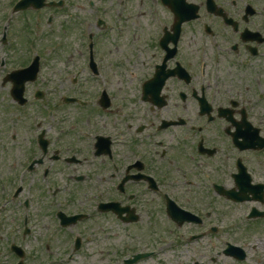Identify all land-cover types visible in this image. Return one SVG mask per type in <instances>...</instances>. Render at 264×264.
<instances>
[{
  "label": "flooded vegetation",
  "instance_id": "flooded-vegetation-1",
  "mask_svg": "<svg viewBox=\"0 0 264 264\" xmlns=\"http://www.w3.org/2000/svg\"><path fill=\"white\" fill-rule=\"evenodd\" d=\"M48 1H62L66 17L74 15L76 6L81 12L80 41L87 59L73 84L80 90L98 89L96 104L78 97L86 104L71 107L73 112L70 107H44L43 119L26 126L8 118L15 114L11 109L26 107L2 113L7 123L2 120L0 126V192L31 176L34 200L25 207L31 205L33 213L35 189L42 192L46 206L39 209L38 219L51 221L53 203L59 206L53 233L63 241L57 242H65L73 228L81 238L78 249L68 248L69 240L64 247L55 248L57 242L51 241L45 251L31 249L33 260L26 258L25 264H72L77 259L83 264L82 256L100 257L85 244L114 235L111 226L116 224L126 235L148 233L154 217L152 222L171 220L169 199L203 220L200 225L173 223L175 231H204L213 205L232 203L216 186L233 188L239 162L254 174L252 168L261 166L264 155L242 148L255 128L264 137V118L257 114L264 107V0ZM60 45L63 50L67 43ZM115 76L123 83L121 92ZM122 94L126 102L118 97ZM7 142L10 147L3 144ZM17 149L21 157H16ZM9 158L11 172L2 174ZM50 194L62 199L50 201ZM16 200L1 202L0 210ZM7 211H0V264H17L16 253L1 240L4 227L10 236L20 228L16 220L10 224L3 219ZM59 211L83 219L65 228ZM173 217L190 219L181 211ZM30 225L29 233L36 229L33 219ZM204 234L211 242L212 234ZM103 262L99 258L94 264Z\"/></svg>",
  "mask_w": 264,
  "mask_h": 264
},
{
  "label": "rangeland",
  "instance_id": "rangeland-1",
  "mask_svg": "<svg viewBox=\"0 0 264 264\" xmlns=\"http://www.w3.org/2000/svg\"><path fill=\"white\" fill-rule=\"evenodd\" d=\"M15 1L16 0H0V40L2 39V35L4 33V26H7L6 23L2 24L1 22L4 18H6L5 13L7 8L11 6ZM84 1L81 4H83ZM9 12L10 10L7 11L8 14ZM79 13L81 12L76 6L74 15L70 18L66 17L64 14H61L57 9L53 10L50 8L43 9L40 13L35 14L30 13V11L18 14V19H15L14 27H10L9 33L11 35H9L11 42L14 41V35L19 40V45L16 48H9L7 44L3 45L0 41V126L2 124L5 125L7 123V118L3 117L2 113L10 107L14 108L18 105L17 103H15L11 95L12 86H10V83H7L5 85L4 78L7 73L10 72L13 68H16V66H27L30 63V59L34 57V55H32V52H28L27 49L28 44L31 41L37 42L35 44L38 45V48L41 50L44 49V51L46 50L44 47L45 45H55L56 43H62V41H64L67 43V46L63 50L67 49L68 51L63 52V50H60L61 53L59 55H56L55 53L52 55H47L46 51V55L50 58V60L43 61L41 79H39L36 85V87L41 88L46 92V98L41 101L35 99L34 96L36 92V87L29 86L26 92V96L31 100V103L29 104L27 109L24 108L20 112H15L14 109H11L10 111L14 112L15 114L9 116L8 118L18 120L21 125L26 126L30 123L32 116L34 121L40 120L38 116L40 114L41 116L43 115L44 107H70L68 109L69 112H73V108L71 107H81L76 104H65L63 102V97L65 96H77L83 99H89L93 101V97L96 95L98 89L97 87L94 88L96 92L94 90L93 92H90L86 90H80L81 88L78 85L76 86L73 84L76 78L79 77L76 73L78 68L83 66L87 59V57L86 59L84 58L83 47L80 41L82 22L78 18ZM51 15L55 17L54 25H56V27H50L47 23L49 16ZM106 40L107 39L103 38L102 43L106 42ZM108 58L112 59L113 57L108 56ZM109 62L111 61L109 60ZM83 73L84 74L82 77L86 79L85 72ZM115 79L118 82L117 86L119 90V86L121 87L123 83L118 81L117 76H115ZM85 82H88V85H90L91 83L90 80H87ZM3 86H5V88ZM123 94L119 95L118 97L120 98V100L122 99L126 102V99ZM137 99L138 95L136 94L135 98L133 99V102L131 103H135ZM58 110L60 112V109ZM257 114L260 115L261 118H264V107H258ZM2 120H4V123H2ZM180 138L184 139L182 136H180ZM10 142L3 144L7 147H10ZM0 150L2 149L0 148ZM17 151L19 152V154H16V157H21V152L19 151V149H17ZM12 161L13 160L10 161L9 158V161H5L2 164V169L4 167V172H2V174H10L11 171H9V169L11 168ZM21 168L19 167L16 171L13 172L17 174V172H19ZM56 172L59 173V169H57ZM253 172H256L254 173L256 176V181L264 182L263 167L261 168V170H258L255 165ZM30 178L31 176L26 179V186H29L28 184L31 181ZM18 185L19 183H17L15 186ZM29 191L31 192V190L26 189L21 199L17 200V203L8 204L5 208L2 209L8 210L5 213L6 215H2L3 219H5L6 222L11 224L14 220H16L17 225L20 223L21 211H23L22 202L26 198H30ZM10 192V186H8L6 189V195H9ZM35 194L37 195V200L33 204V213H31V218L36 224L34 225V227L36 226V232H33L28 237L21 236L19 239V242L23 244L26 249L31 248L32 250L34 248L40 249V247H46L41 245V242L45 239H48L53 242H57L59 240L63 241L62 236H57V233H53L57 228L54 215L57 211L56 209H58L59 206H56L55 208V203H53V218L51 221H49L48 219H42L43 217H40L38 219V215L40 214L39 209L42 208V210H44L46 205L44 206L43 204L45 198L43 197L42 192L37 191L35 189ZM51 194L50 201L55 202L57 199H62L61 197H56V200H54V198H52L53 195ZM6 195L0 192V203L9 199V196ZM66 195L68 196V194ZM4 196L6 197L2 198ZM15 206L18 207V210H10L11 207ZM254 207H257V205L254 203H244L232 206L231 203L227 204L226 201L220 204L213 205L214 214L216 213L217 215L216 217L214 216L213 220H220L222 223H228L227 227L229 232L227 240L221 241L218 238H213L212 243L208 242V246H206L207 248L205 249V257L211 254H214V257H217L216 254L218 252H221L225 248L224 244L227 241L242 248H245L247 253V259L242 262H238L236 260L226 259L223 256H220V258L217 257L218 261L216 263L210 264H264V223H261V227L259 228V223L256 224V222H250V220H246L247 215ZM73 210H75V208H72L71 211ZM155 218L156 217L149 220L148 233L145 232L139 237H136L135 235H126L124 233L123 228L119 224L111 226L112 230L115 231V234H117V236H114V234L110 239H102L101 242L97 244L96 242H93L92 244L94 245L88 244L89 247H94L95 253L98 252L102 254L101 251L104 250L105 254L102 257H99L98 255L97 257H94V255H92L91 257L82 256L83 264H94L98 261L99 258L104 260L102 264H109L112 263L114 260L118 261L120 258L123 257V255L124 257H126L127 246L129 244H132L133 246H140L145 243L156 242L158 237L155 233L152 234V231L158 223L152 222ZM78 231V229H70L68 235H66L67 240L65 242H57L54 246H51L55 248H59L60 246L64 247V244L69 240L70 242L68 244V248H72L74 245V236ZM99 237H101L100 234ZM220 242L222 243L220 244ZM185 243L186 241L182 240V244H184L182 247L180 246L177 249L171 248L174 254L171 252V250H167L166 253L161 257H159L158 255V257H155L154 259H149L145 262H142L141 264H191V255L193 253L198 254V252L196 250L193 251L196 248L195 244L185 245ZM205 243L206 241L202 242V245L200 244L198 248L201 249V247L205 246ZM11 261L13 262L14 260ZM77 261L78 259L72 264H78ZM12 262H10V264Z\"/></svg>",
  "mask_w": 264,
  "mask_h": 264
},
{
  "label": "water",
  "instance_id": "water-1",
  "mask_svg": "<svg viewBox=\"0 0 264 264\" xmlns=\"http://www.w3.org/2000/svg\"><path fill=\"white\" fill-rule=\"evenodd\" d=\"M44 1L45 0H22L16 7V11L17 10H25L29 7H35V8H41L44 6ZM39 70V65H38V60H36V62L34 63V65L32 67H30L29 69L25 70V71H21L18 72L15 75H12L9 77V80H12L13 82H15V86H14V90H13V96L14 98L20 102V104H24L26 103V101L23 98V94H24V89H23V85L25 82L27 81H34L37 77V73ZM245 192L249 190V188L245 187ZM253 192L256 193L257 189H251ZM262 190V189H260ZM259 191V190H258ZM257 191V192H258ZM260 198V197H258ZM255 215V212L252 214V216ZM240 260H243L245 258V256H240L237 257ZM138 259V258H136ZM135 261H131V263H133Z\"/></svg>",
  "mask_w": 264,
  "mask_h": 264
}]
</instances>
